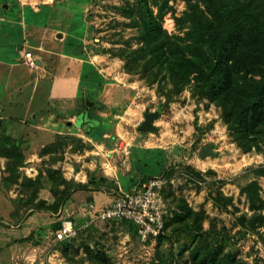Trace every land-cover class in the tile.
Listing matches in <instances>:
<instances>
[{"label":"rangeland","instance_id":"1","mask_svg":"<svg viewBox=\"0 0 264 264\" xmlns=\"http://www.w3.org/2000/svg\"><path fill=\"white\" fill-rule=\"evenodd\" d=\"M62 1L61 8H69L74 14V38L81 37L83 29H87L96 38L86 44L89 51L93 53V45L104 48L107 58H100L98 62H107L106 65L114 68L119 85L132 89L129 99L132 102L122 106L120 112L128 119L124 123L128 135L135 136L132 143L128 141V153L132 154L138 147L133 144L144 145L139 155L154 153L150 163L154 167L146 172L156 173L160 164L161 170L171 166L170 175H165L167 181L161 197L166 205V218L173 222L162 238L143 241L129 221L101 219L97 206H83L88 203L83 190L73 192L64 200L65 195L53 194L54 184L61 188L60 182L66 179L64 172L68 169L63 166L73 164V157L66 152L68 145L51 146L52 142L39 139L36 131L29 130L31 123L38 122L33 118L35 108L29 107L30 87L11 85L7 91L0 87V176L6 165L13 163L9 170L11 177L5 171L2 174L5 178L0 177L1 264H14L17 260L20 264H195L193 253L197 248L202 250L208 239L204 233L216 235L217 240L208 246L219 259L230 253L237 264H264V222L252 219L255 214L264 216V152L254 149L244 152L238 147L214 103L193 96L187 89L168 95L170 84L162 88L156 83L147 85L142 75L127 73L123 60L111 55V47H124L122 42L117 43L120 39L130 37V44L137 45L133 38L138 32L137 24L116 10L125 2L135 0ZM149 4L156 12L152 0ZM169 5L162 25L169 34H177L176 18L186 12L188 5L184 0H171ZM42 8L44 12L35 21L40 27L47 24H44L46 16L52 14L51 8ZM26 12L24 27L15 9L7 13L15 19V24L11 35L5 38L7 42L0 34L3 61L15 60L17 44L28 42L22 37L31 29L29 12ZM1 25L6 23L0 22ZM6 49L8 53H4ZM6 74L7 68L0 65V86ZM146 108L158 111L160 116L154 121L155 130L141 132L137 126ZM6 139L16 141L17 146L8 147ZM211 143L217 155L202 158L203 149ZM175 147L177 153H174ZM254 169L263 171L255 173ZM16 176L18 183L7 186L6 181L12 182ZM250 182H255L257 187L255 207L243 191ZM55 203H58L56 213L47 211ZM70 227L78 228L79 235L72 244L64 246L56 240V234ZM21 245L24 257L18 256L19 249H16Z\"/></svg>","mask_w":264,"mask_h":264},{"label":"trees","instance_id":"2","mask_svg":"<svg viewBox=\"0 0 264 264\" xmlns=\"http://www.w3.org/2000/svg\"><path fill=\"white\" fill-rule=\"evenodd\" d=\"M170 1L152 0L156 12L150 7V0L125 2L116 7L122 16L137 24L138 32L133 37L137 45L130 44V37L120 39L117 43L122 42L124 47H111V55L123 60V69L127 73L142 75L147 85L156 83L162 88L164 84H170L168 95L187 89L193 96L214 103L238 147L244 152L252 149L264 152V0H184L188 8L176 18L177 34H169L162 25ZM6 142L10 148L17 146L16 141L6 139ZM68 142L72 143V149L89 147L72 136L60 135L51 146L59 147ZM12 164L4 169L7 177H11ZM4 171L1 180L5 178ZM171 171L168 166L159 174L168 176ZM253 171L260 173L263 169ZM147 178L150 177L142 179ZM18 180V176L12 177V182L6 181V184L10 187ZM61 183L60 189L57 183L54 184L52 193L65 195L63 200L73 192L87 190L85 184L73 180L62 179ZM256 188L255 182L243 188L254 207ZM57 209L58 203L47 207L52 213ZM169 219L164 216L159 238L173 222ZM252 219L264 222L263 215L255 214ZM251 221L249 224L252 225ZM197 234L201 236V232ZM204 236L208 237L205 247L197 248L192 255L195 264H237L233 254L219 259L212 253L208 244L217 240L215 234L204 233ZM73 241L61 242L66 246Z\"/></svg>","mask_w":264,"mask_h":264},{"label":"crops","instance_id":"3","mask_svg":"<svg viewBox=\"0 0 264 264\" xmlns=\"http://www.w3.org/2000/svg\"><path fill=\"white\" fill-rule=\"evenodd\" d=\"M60 3L63 1L0 0V22L6 23L0 26V34L6 42L5 38L11 35L15 24V19L7 14L9 10L17 11L23 27L28 10L31 22L28 34L22 36L28 44L24 41L17 44L15 60L11 58L6 62L0 58V65L7 68L6 80L0 87L2 91L9 90L11 85L30 87L32 99L29 107L35 108L33 118L38 122L31 123L29 130L36 131L39 139L53 143L59 135L72 136L89 145L88 148L72 149V143H67L66 152L73 157V164L63 166L68 169L64 174L67 180L87 187L83 196L88 203H83V206H97L102 210L112 202L117 192L129 190L143 177L154 176L163 166L160 164L154 174L146 172L154 167L150 164L154 153L139 155L144 145L133 144L138 147L132 154L128 153V141L132 143L135 136L128 135L124 124L128 119L120 112L122 106L132 102L129 101L132 89L119 85L114 68L106 65L107 62H98L100 58H107L104 48L93 45V53L89 51L86 44L96 41V38L87 29H83L81 37L74 38V14L69 8L62 9ZM44 6L51 8L52 14L46 16L44 24H47L40 27L35 21L44 12ZM8 52V49L4 51ZM25 52H31L38 61L36 68L26 64ZM87 97L96 104L86 106ZM123 119L126 121L123 122ZM125 154L127 157H124ZM16 249H19L18 256L24 257V246H17ZM0 260L1 264V255ZM14 264L20 262L17 260Z\"/></svg>","mask_w":264,"mask_h":264},{"label":"built area","instance_id":"4","mask_svg":"<svg viewBox=\"0 0 264 264\" xmlns=\"http://www.w3.org/2000/svg\"><path fill=\"white\" fill-rule=\"evenodd\" d=\"M26 64L37 67L31 52L24 53ZM164 175H156L139 181L129 190L117 192L112 202L98 212L101 219H126L135 226L139 238L143 241L157 237L164 227L166 205L161 197V190L166 184ZM78 228L70 227L56 234V240L70 241L78 235Z\"/></svg>","mask_w":264,"mask_h":264},{"label":"water","instance_id":"5","mask_svg":"<svg viewBox=\"0 0 264 264\" xmlns=\"http://www.w3.org/2000/svg\"><path fill=\"white\" fill-rule=\"evenodd\" d=\"M99 51H101V49H99ZM85 103H86V106L88 107L96 104L93 101H91L88 97L86 98ZM142 114H143V120L139 123V125L137 126V129L141 132L155 130L156 127L154 125V121L157 118H159L160 113L158 111H151L148 108H146ZM174 153H177L176 147L174 148ZM216 155L217 153L216 151H214V144L212 143L207 145L201 153L202 158H205L207 156L215 157Z\"/></svg>","mask_w":264,"mask_h":264}]
</instances>
